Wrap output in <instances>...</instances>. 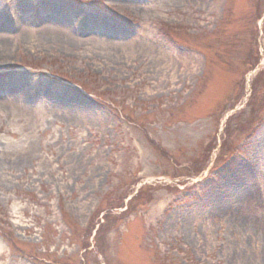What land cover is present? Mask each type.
I'll return each mask as SVG.
<instances>
[{"label": "rangeland", "instance_id": "rangeland-1", "mask_svg": "<svg viewBox=\"0 0 264 264\" xmlns=\"http://www.w3.org/2000/svg\"><path fill=\"white\" fill-rule=\"evenodd\" d=\"M263 9L0 0V264H264Z\"/></svg>", "mask_w": 264, "mask_h": 264}, {"label": "bare ground", "instance_id": "bare-ground-1", "mask_svg": "<svg viewBox=\"0 0 264 264\" xmlns=\"http://www.w3.org/2000/svg\"><path fill=\"white\" fill-rule=\"evenodd\" d=\"M4 24L0 23V31L5 30L4 29ZM61 25V24H60ZM59 27V26H58ZM60 28V27H59ZM12 37V36H11ZM11 37L5 34H1L0 33V45H7L8 42H10ZM0 250H2V246H1V240H0Z\"/></svg>", "mask_w": 264, "mask_h": 264}]
</instances>
